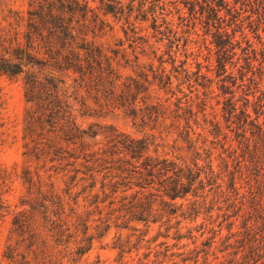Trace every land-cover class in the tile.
Segmentation results:
<instances>
[{
  "label": "trees",
  "instance_id": "16d2710c",
  "mask_svg": "<svg viewBox=\"0 0 264 264\" xmlns=\"http://www.w3.org/2000/svg\"><path fill=\"white\" fill-rule=\"evenodd\" d=\"M92 1L28 0L21 38L0 39V73L24 79L30 104L24 120L28 130L39 129L37 150L51 161L73 158L66 188L58 191L59 180L52 179L50 195L40 192L41 223L34 224L31 203L18 211L24 223L12 221L26 239L22 264H79L93 240L112 224L132 233L116 239L118 253L110 264H264V0H99L104 15L119 16L126 25L117 47L100 41L111 26ZM167 3L183 4L194 23L212 33L216 64L208 57L206 72L200 63L192 71L187 60L178 68L174 56L166 68L164 54H172V41L166 44L172 34L167 33H173L164 16ZM136 20L150 21L144 29L151 28L152 35L141 34ZM247 27L259 39V50ZM216 66L211 77L208 72ZM125 67L132 73H123ZM214 78L221 81L223 119L212 105L206 112L215 94L211 84L201 83L203 97L196 89L186 97L182 83L176 84L182 96L172 88V79ZM95 106L120 111L140 134L98 121L84 127L79 117L101 116ZM167 146L171 154L159 151ZM114 156L115 188L108 187L109 175H103L101 194L106 196L108 188L116 199L120 192L119 206L81 209L71 188L79 183L81 191L98 200L93 188L99 171ZM199 214L204 220L197 230L209 233L204 240L184 251L185 245L168 241L182 230L181 218L194 221ZM133 221L146 229L130 225ZM157 222L165 231L145 239L148 226ZM91 228L94 232L87 234ZM186 229L195 242L193 228ZM159 237L164 239L157 241Z\"/></svg>",
  "mask_w": 264,
  "mask_h": 264
},
{
  "label": "rangeland",
  "instance_id": "374dc122",
  "mask_svg": "<svg viewBox=\"0 0 264 264\" xmlns=\"http://www.w3.org/2000/svg\"><path fill=\"white\" fill-rule=\"evenodd\" d=\"M27 2L28 0H0V39L3 40L5 38V40H7L13 37L21 38L24 30V18L26 10L28 9ZM90 3L92 7L96 8V11L99 12L102 17L107 19L111 26V29H106L104 35L100 38V41L105 47H117L115 43H118L119 39L124 40L121 27L122 25L124 27L126 25L123 24V19L119 18V16L114 17L111 13L104 15L103 10L101 9L102 5L99 0H94ZM167 4L169 5H167L166 10H164V16L166 18V22H169L168 28H172L173 33H167L172 34L170 41L166 43L170 44L172 41V54H164V58L168 61L165 64L166 68H171L170 57L174 56L176 67L180 68L178 64L181 61L185 62V60H187V66H189L192 71H195L197 63H200L202 66V72H206L209 64L207 62V58L210 57L213 59L217 55L215 45L212 43V41H214L212 33H207L205 27H203V25L197 20L196 23H194L192 16H189L187 7H183V4ZM135 13L136 12L133 13V16ZM158 21L161 22V19H158ZM134 23L138 30L142 28L141 34L148 31V33L152 35L151 28H148V30L144 29L147 26H150V21L136 20ZM194 24H196V26ZM161 28L165 29V24H162ZM246 29H248L247 32L249 33L250 40L255 43L256 48L259 50L261 48V44L259 39L255 36L256 34L252 32V29H249L248 27ZM213 31L214 29H212V32ZM156 36L159 35L157 34ZM260 36L262 38L261 41L264 43V34L261 31ZM150 39L153 41L155 38L150 37ZM124 43L127 49V55L131 56L130 49L127 48L129 41L125 40ZM156 45L160 44L157 43ZM243 45L245 46V41H242V46ZM161 48L164 49L162 45ZM237 53L240 54V49H237ZM258 59L260 60V56ZM213 60V64L215 66V59ZM155 65H157L156 60ZM217 68L218 66L211 69V71L208 72V75L214 77L216 75ZM121 71L125 74L132 73L129 67L121 68ZM235 73L237 74V71H235ZM261 77L264 79V76ZM65 80L66 82H71L72 79ZM197 80L198 82H195V79H172V88L174 89L175 95L182 96L180 92L176 91L177 83H182L181 87L183 93L186 94V97L188 95L193 96L194 94L191 91L196 90L198 91L200 97H203V86L201 83H205L206 85L211 84L215 94H213L214 97L211 101H209L210 103L206 107V112H211L212 109L210 105H212L217 111V118L223 119L221 112L223 100L220 90L221 81L215 78L210 80ZM230 80L232 81V79ZM226 81H229V79H226ZM23 82L24 79L21 75L11 78L0 73V264H22L21 255L27 251V245L24 242L26 239H24V236H21L22 232L19 228H17L16 224H12L13 220L18 223H24L22 215H20L21 213L18 211L22 209L28 210L29 204L26 203H31L33 208L29 210L34 214L33 222L36 225L40 224V214L38 213L40 192L42 191L43 193L50 195L51 191L47 190H51L52 188L50 185L47 186V184L52 179L59 180V183H56L58 191L63 190L70 182L69 176L73 174L72 166H70L73 158H69V160L63 159L51 161L47 158L44 159L39 152L40 150H37V144L40 143L38 135L39 129L37 125H35L32 131L28 130L24 120L26 109L30 107V104L25 100ZM151 88L153 90L152 86ZM81 93L85 94L84 91H81ZM163 94V91H161L160 95L163 96ZM169 95L170 93L168 96ZM86 96L89 105H91L93 103L92 98L88 95ZM171 99L173 100L174 96H172ZM218 101H220L219 104ZM95 109L96 113L101 115L100 117L78 118L79 122H81L84 127H86L87 123L90 121H98L103 123H112L118 128L140 134L137 131L138 128L132 124V120L123 116L120 111L112 112L105 108L100 109V107L96 106ZM199 121L201 125H203L201 117ZM221 121L223 122V120ZM159 151H161V153H169V151L172 150L170 146H167L165 148H159ZM78 152L79 150L75 151V155H77ZM116 152L117 149H111V153ZM110 161L111 162L106 164V168H101L102 171H99L98 183L93 188L94 192L99 193L98 200H93L94 197L89 195L88 191H81L83 187H81L79 183L75 187L71 188L72 194L77 196V201L80 204L81 209L104 207L105 210H107L111 207L117 208L119 206L120 192L116 194L118 195L116 199H114V194L112 196V193L108 191V188L105 190L107 192L106 196L101 194V181L103 179V175H109V179H107L109 183L108 187L115 188L113 186L112 178L113 175L116 176L117 173L115 169L118 165L116 156L110 159ZM217 164L218 162L215 161L214 166ZM232 167L233 166L230 165V168ZM50 175L51 178L49 177ZM79 175L81 176L82 174ZM87 184L88 183H86V185ZM96 201H99L98 206H96ZM111 201H113L114 204H111ZM22 202L25 204H21ZM66 208H68V206H66ZM65 212L69 213L68 211ZM94 217L97 218V216ZM203 220L204 214H199L194 221L189 220L188 218H181L180 225L182 226V230L177 235L176 233L174 234L175 229L171 228L169 231L174 234V239L168 238V241L171 244L178 243L177 246L185 245V248L182 249L183 251L184 249L187 250L195 247L200 243V241L204 240L209 235L206 230L204 233L202 232V229L200 231L197 230V225L201 224ZM170 222L173 223L174 220H171ZM205 222H207V220H205ZM160 224V222L151 223L148 226L149 230L145 239L155 235L157 230L165 231L164 225L160 226ZM130 225H137L140 230L146 229L145 225L140 222L133 221ZM205 226L206 228L211 229L210 227L212 225L206 223ZM186 228H193L192 234L198 236L195 239V242L189 238V233ZM39 229L43 230L42 227H39ZM93 232L94 229L91 228L87 231V234ZM130 233H132V231L128 228H117V226L112 224L103 237L95 238L93 240L91 249L82 256L79 264L95 263L97 261L99 264L113 263V260L118 253L116 247H113L116 239L119 236L124 238ZM176 235L177 237L180 235H183L184 237L177 241L175 240L177 238ZM131 239L135 240V236H131ZM163 239L164 238L159 237L157 241ZM142 252L143 250L139 252L140 256ZM59 253L60 255H63L64 251ZM134 253L135 252H133L132 255H134ZM64 261L67 263L66 258Z\"/></svg>",
  "mask_w": 264,
  "mask_h": 264
}]
</instances>
